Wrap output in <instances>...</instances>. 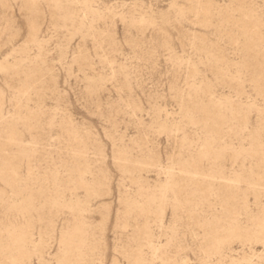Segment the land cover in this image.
<instances>
[{
	"label": "rangeland",
	"instance_id": "374dc122",
	"mask_svg": "<svg viewBox=\"0 0 264 264\" xmlns=\"http://www.w3.org/2000/svg\"><path fill=\"white\" fill-rule=\"evenodd\" d=\"M0 264H264V0H0Z\"/></svg>",
	"mask_w": 264,
	"mask_h": 264
}]
</instances>
